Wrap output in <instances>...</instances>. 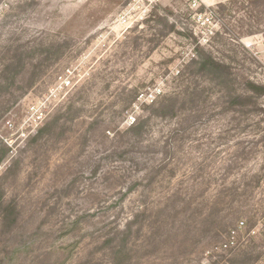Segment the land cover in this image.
<instances>
[{
  "label": "rangeland",
  "instance_id": "1",
  "mask_svg": "<svg viewBox=\"0 0 264 264\" xmlns=\"http://www.w3.org/2000/svg\"><path fill=\"white\" fill-rule=\"evenodd\" d=\"M2 156L0 264H264V0H0Z\"/></svg>",
  "mask_w": 264,
  "mask_h": 264
},
{
  "label": "built area",
  "instance_id": "2",
  "mask_svg": "<svg viewBox=\"0 0 264 264\" xmlns=\"http://www.w3.org/2000/svg\"><path fill=\"white\" fill-rule=\"evenodd\" d=\"M253 44V42H251ZM73 86V79L66 73L59 74L56 77L54 86L50 88V94L45 95L44 97L38 99V101L31 103L26 109L25 115L22 117L19 127H16V124L12 120L6 122V127L13 130L14 134H19V137H28L30 134L36 132L46 121V118L50 115L51 111L47 104L50 96H59L60 92L65 89H71ZM15 140L12 138H7L6 142L10 147H13ZM13 152V150L11 151ZM244 221L240 223L239 226H243ZM235 230L232 231V239L234 240ZM230 240L229 244H226L225 247H228L230 244L234 245L235 241Z\"/></svg>",
  "mask_w": 264,
  "mask_h": 264
},
{
  "label": "trees",
  "instance_id": "3",
  "mask_svg": "<svg viewBox=\"0 0 264 264\" xmlns=\"http://www.w3.org/2000/svg\"><path fill=\"white\" fill-rule=\"evenodd\" d=\"M3 158V156L2 157H0V161H1V159Z\"/></svg>",
  "mask_w": 264,
  "mask_h": 264
}]
</instances>
